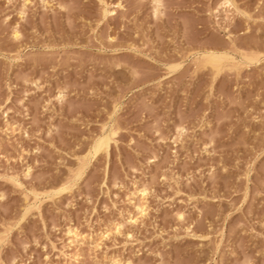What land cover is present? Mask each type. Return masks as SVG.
Segmentation results:
<instances>
[{
	"label": "rangeland",
	"instance_id": "374dc122",
	"mask_svg": "<svg viewBox=\"0 0 264 264\" xmlns=\"http://www.w3.org/2000/svg\"><path fill=\"white\" fill-rule=\"evenodd\" d=\"M128 263L264 264V0H0V264Z\"/></svg>",
	"mask_w": 264,
	"mask_h": 264
},
{
	"label": "bare ground",
	"instance_id": "6f19581e",
	"mask_svg": "<svg viewBox=\"0 0 264 264\" xmlns=\"http://www.w3.org/2000/svg\"><path fill=\"white\" fill-rule=\"evenodd\" d=\"M154 1V3H155V9H156V11L157 12H159V9H160V7H161V0H153ZM23 10V9H22ZM25 11V10H24ZM23 11V12H24ZM25 14V13H24ZM155 14H156V12H155ZM158 14V13H157ZM156 14V15H157ZM16 37H18V36H16ZM212 45V44H211ZM213 57V56H212ZM213 59V58H212ZM215 59H216V56H215ZM60 100V99H59ZM106 146V145H105ZM108 147V146H107ZM107 147H105V148H107ZM92 149V148H91ZM104 149V148H103ZM76 180V179H75ZM144 192H146V190H144ZM51 194V193H50ZM141 206H139V208H140ZM142 207H141V211H142ZM140 211V212H141ZM144 211V210H143ZM119 226V225H118ZM117 226V227H118ZM118 231V230H117ZM116 231V232H117ZM68 236H69V239H70V244L71 245H75V244H80L79 243V234L77 233V231L75 232V231H73V230H68ZM129 264V263H128Z\"/></svg>",
	"mask_w": 264,
	"mask_h": 264
}]
</instances>
